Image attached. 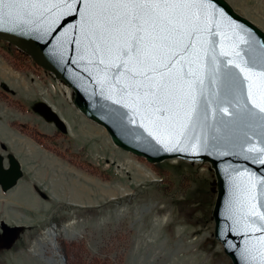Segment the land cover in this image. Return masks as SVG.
I'll return each mask as SVG.
<instances>
[{"label": "water", "instance_id": "water-1", "mask_svg": "<svg viewBox=\"0 0 264 264\" xmlns=\"http://www.w3.org/2000/svg\"><path fill=\"white\" fill-rule=\"evenodd\" d=\"M3 7L0 39L66 83L75 107L101 125L115 145L149 162L207 161L215 185L213 236L231 264H264V221L252 215L261 211L257 200L264 205L258 191L264 183L259 151L264 128L258 116L247 114L239 87L224 75L229 68L239 71L233 64L244 66L245 53L257 66L264 64L260 27L226 0L170 6L182 13L162 10L157 30L144 25L141 52L121 56L129 31L117 19L124 6L37 0ZM197 8L198 17L193 16ZM145 53L153 58L145 61ZM240 75L251 78L244 81L249 100L264 105V77L247 70ZM35 109L66 129L50 103L41 100ZM8 157L9 167H3L0 154L3 189L22 173L17 158ZM1 228L0 241L11 244L23 226L2 220Z\"/></svg>", "mask_w": 264, "mask_h": 264}, {"label": "rangeland", "instance_id": "rangeland-1", "mask_svg": "<svg viewBox=\"0 0 264 264\" xmlns=\"http://www.w3.org/2000/svg\"><path fill=\"white\" fill-rule=\"evenodd\" d=\"M226 1L264 31V0ZM67 93L0 39V154L13 153L22 169L15 186L0 188V235L2 220L25 228L0 241V264H231L213 236L209 164L125 151ZM42 96L67 131L36 111Z\"/></svg>", "mask_w": 264, "mask_h": 264}, {"label": "snow or ice", "instance_id": "snow-or-ice-1", "mask_svg": "<svg viewBox=\"0 0 264 264\" xmlns=\"http://www.w3.org/2000/svg\"><path fill=\"white\" fill-rule=\"evenodd\" d=\"M37 2V0H0V20H2L4 15L5 5H16L20 3ZM60 2L68 3L70 0H60ZM85 3L97 4V5H118L124 6L122 16H118L123 24L129 29L127 35L128 40L125 41V46L120 49L121 56H128L129 53L139 54L141 52L140 45L144 42L146 28L144 25H148L153 30H157L159 25L157 21L161 18L159 13L163 10L165 12L179 15L182 13V9L173 8L170 6H202L204 4H212L213 0H84ZM160 6H163L161 9ZM201 9L197 8L193 12V16L198 17L201 14ZM219 11H223L219 9ZM171 23V21H169ZM169 32L174 31V29H168ZM191 35V34H190ZM167 39V37H164ZM188 45H185V50ZM264 47V45H262ZM175 56V54H173ZM239 56L240 53H237ZM244 66L240 64H233L232 67L238 69V72H233L232 68L227 69L224 75L231 79L234 85H237L241 91L242 99L244 101V108L247 114L252 116H258L259 120L262 122V128H264V105L252 102L249 100L248 91L245 87V80L251 79L250 77H242L240 74L246 70L249 72H258L261 77H264V64L257 66V64L251 59L247 58L245 53ZM153 57L145 53L144 60H150ZM228 63V62H225ZM119 68V65L117 66ZM218 71V70H217ZM258 110V111H255ZM264 136V132L261 133ZM264 144V139L261 141ZM261 153H264V147L259 149ZM246 159H252L255 163L259 157H246ZM264 163V160L260 161ZM261 181H264V176L260 177ZM258 191L260 195L264 196V183L258 186ZM256 206L261 208V211L252 213L254 217H259L260 220L264 221V205H261L260 201H256ZM247 260V257H245ZM254 259V258H253Z\"/></svg>", "mask_w": 264, "mask_h": 264}, {"label": "flooded vegetation", "instance_id": "flooded-vegetation-1", "mask_svg": "<svg viewBox=\"0 0 264 264\" xmlns=\"http://www.w3.org/2000/svg\"><path fill=\"white\" fill-rule=\"evenodd\" d=\"M7 153H8V152H6V155L1 159V161L3 162V164H4L6 167L9 165V163H8V158H7ZM5 158H6L7 162H5Z\"/></svg>", "mask_w": 264, "mask_h": 264}, {"label": "bare ground", "instance_id": "bare-ground-1", "mask_svg": "<svg viewBox=\"0 0 264 264\" xmlns=\"http://www.w3.org/2000/svg\"><path fill=\"white\" fill-rule=\"evenodd\" d=\"M48 101V100H47ZM49 102V101H48ZM56 107V106H55ZM50 233V232H49Z\"/></svg>", "mask_w": 264, "mask_h": 264}, {"label": "crops", "instance_id": "crops-1", "mask_svg": "<svg viewBox=\"0 0 264 264\" xmlns=\"http://www.w3.org/2000/svg\"><path fill=\"white\" fill-rule=\"evenodd\" d=\"M57 106V105H56Z\"/></svg>", "mask_w": 264, "mask_h": 264}]
</instances>
